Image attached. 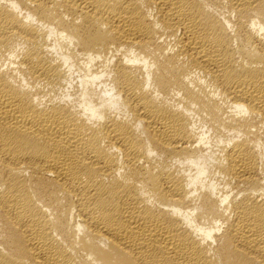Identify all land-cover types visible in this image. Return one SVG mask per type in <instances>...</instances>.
<instances>
[{"label": "bare ground", "instance_id": "1", "mask_svg": "<svg viewBox=\"0 0 264 264\" xmlns=\"http://www.w3.org/2000/svg\"><path fill=\"white\" fill-rule=\"evenodd\" d=\"M0 264H264V0H0Z\"/></svg>", "mask_w": 264, "mask_h": 264}]
</instances>
